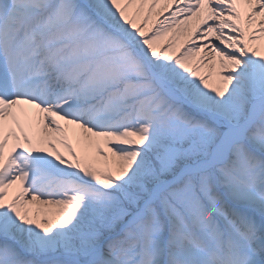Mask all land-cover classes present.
<instances>
[{
  "label": "snow or ice",
  "instance_id": "6c2138e0",
  "mask_svg": "<svg viewBox=\"0 0 264 264\" xmlns=\"http://www.w3.org/2000/svg\"><path fill=\"white\" fill-rule=\"evenodd\" d=\"M0 264H264V0H0Z\"/></svg>",
  "mask_w": 264,
  "mask_h": 264
}]
</instances>
